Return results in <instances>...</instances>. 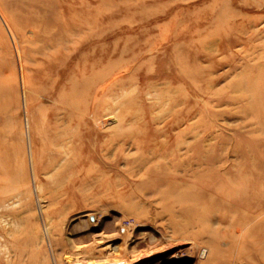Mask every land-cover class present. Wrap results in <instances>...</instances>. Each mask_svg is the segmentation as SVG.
Returning a JSON list of instances; mask_svg holds the SVG:
<instances>
[{
  "label": "rangeland",
  "instance_id": "obj_1",
  "mask_svg": "<svg viewBox=\"0 0 264 264\" xmlns=\"http://www.w3.org/2000/svg\"><path fill=\"white\" fill-rule=\"evenodd\" d=\"M65 31L67 49L46 50ZM85 36L95 41L73 57ZM107 65L109 78L82 91V76ZM74 76L89 143L67 155L59 92ZM111 83L112 95L102 90ZM175 106L180 121L156 135ZM93 113L109 123L100 133ZM259 118L264 0H0V264H229L223 228L208 231L198 217L220 200L213 184L258 165L234 189L256 207L241 212L245 246L264 264ZM164 163L175 179L153 192L160 177L144 173ZM86 175L94 181L83 185Z\"/></svg>",
  "mask_w": 264,
  "mask_h": 264
},
{
  "label": "bare ground",
  "instance_id": "obj_2",
  "mask_svg": "<svg viewBox=\"0 0 264 264\" xmlns=\"http://www.w3.org/2000/svg\"><path fill=\"white\" fill-rule=\"evenodd\" d=\"M29 34L32 35L31 32ZM30 37H32V36H30ZM93 41H95L94 38L92 39L88 36L80 38V40L77 43V47L75 46L72 49V52H73L72 56L74 57L76 55L75 52L80 50V48L90 46ZM44 47L46 48V50H51L54 54L56 52L57 53L61 52L60 51L61 47H64L63 48L64 50L67 49V31H65L63 33L56 32L55 34H53L52 38L50 36L47 37V43H45ZM72 56L70 59H72ZM66 59H67V57H66ZM70 59H69V61H70ZM78 59H82V57L79 56ZM67 63H69V62H66V64H64V66H62V67L66 68L68 66ZM99 65L101 66V62L96 63L94 66H92L93 67L92 70L94 71L96 68H99L100 67ZM109 68H110V65H107V66L103 67L102 70L99 72H93L92 71L90 76H87L86 74L83 75L82 76L83 79H84V76H85V78H88V79H87V83L84 85L85 87L83 88L82 91L87 89L89 92L90 90L93 89L94 86L90 85L91 81H93V83L95 82V84H99L101 82H104V80H106L107 78H109L108 76L111 73L110 72L111 69H109ZM76 69L78 71V69H79L78 66ZM78 72H80V71H78ZM20 74H22V73H20ZM89 78H92V79H89ZM78 79L76 78V76H74V78L70 79L71 81H69V83H71V88L69 89V92H67V83H65V85L63 86V88H61V90L59 92V99L64 102L65 106H67V122L66 123H68V125H69L68 127H66L65 131L61 134L64 136V138L62 140L64 142V146L67 145V140H68V144H74V145H72V147L67 146V148L65 150L66 151L65 154H67V155L69 152H70V154L73 155V151H75L77 149L79 151H82L86 147V145H87L86 143L87 142L89 143L88 139H87V141L84 139V137H86L84 135L85 133H82V127H84L82 122H84V116L87 113V109L85 108L84 111H80L81 108L78 105V103H75V101H73V98L78 95V93L81 89V85H80ZM117 80L118 79H115L114 81H117ZM112 85H113L112 83L110 85L108 84L102 90L105 91L107 94L109 92L111 94L112 89H113ZM67 95L70 98L68 100H67ZM253 96H254V93H253ZM256 98H257V93L255 96V99ZM113 99L115 100V99H117V97L113 98ZM116 101L117 100L114 101L115 104L117 103ZM94 104H96V103L94 102ZM254 105H253V108H256V110L261 108V106H259V103L255 106ZM254 111H255V109H254ZM172 113H173V116H172ZM182 113L183 112L181 111V109L179 110V108L177 106H175V108L170 110V114H169L170 120L168 121V123L164 127V129L162 131H159V132L154 131V133L156 135L158 133L159 134L163 133L165 135V133H167L169 130H171L175 126V124H177L180 121L179 118L182 116ZM92 119L94 120V123L97 126L98 133H100L99 129L101 127L109 124L105 121H100V119L98 118V115H96L95 113L92 114ZM258 122L264 126V119L263 118H259ZM69 130H70V132H69ZM144 138H146L145 132H143V134H141L139 136V138H137V140L135 141V145L142 144L143 143L142 139H144ZM92 139H94V138H92ZM169 143L170 142H168V141L163 143L164 149L167 148ZM161 155L162 154H159L160 157H161ZM63 160H65V159H63ZM174 168H175V165L169 166L168 163H164L162 165L158 164L155 168H153V171L147 170L144 173V175H150V173L153 172L154 175H158V177H160L159 179L154 181L153 184H151L152 185L151 189H153V192H158V190L161 188V186L168 184L166 182L167 179L168 180H170L172 178L175 179V176H174V170L175 169ZM259 168H260L259 165H258V167L255 166L252 168H248L246 170V172L245 171L243 172L242 169L241 170L238 169V172H235L234 174H227L225 176L226 184H221V182H219L218 187H217L216 183L213 184L212 190H213V192L217 193L213 197H219L220 200L216 201L215 198H213L212 200L211 199L207 200L204 204V205H206V207L203 209L202 215L198 217V222L200 223V225L206 227V229L208 231H212L211 225H213V223L220 226V228H223L224 231L221 229V231H223V232H221L220 238L224 244H230V249L234 253L230 257L231 259L229 260V264H253L252 258L250 257L249 254H247L248 250H246V246H245V235L247 234L249 222L247 219L242 217L243 215L241 212L244 211V208H247V210H253V208H256V207H255V205L249 203L248 199L246 198V196L244 195V193L242 191H238V189L237 190L234 189V186L236 184H239L242 187L243 182L247 178L248 179L250 178V180H253L254 177L258 176ZM170 170H172V171H170ZM250 180H248V181H250ZM85 181H87V182L86 183L84 182L85 184H83V185L89 184V181H94V177L91 175H86ZM92 184L96 185L95 182H92ZM206 184H208V182H206L205 185ZM261 186H262V184H261ZM166 187H167V185H166ZM84 188H87V187H84ZM87 189H89V188H87ZM181 191H183V190H181ZM262 205H264L263 202H262ZM215 206H217V207H215ZM233 206H236L239 209L238 208L233 209ZM216 208H219V209L223 208L225 212L224 213L220 212L218 214L217 213L218 211ZM166 214H168V213H166ZM195 217H197V215ZM49 222H50V219H47L45 227H44V229L46 228L45 229L46 232H49L48 234L51 233V231H50L51 225ZM215 238H216L215 240L213 238H212V240H213V243L216 244L220 238L217 235ZM209 253H211L210 250H209ZM212 258L213 257L209 256L206 261L207 262L211 261Z\"/></svg>",
  "mask_w": 264,
  "mask_h": 264
}]
</instances>
